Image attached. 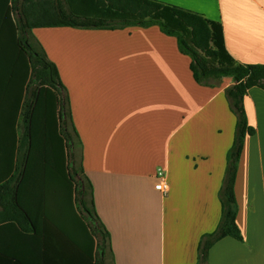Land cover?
<instances>
[{
  "label": "crops",
  "instance_id": "crops-1",
  "mask_svg": "<svg viewBox=\"0 0 264 264\" xmlns=\"http://www.w3.org/2000/svg\"><path fill=\"white\" fill-rule=\"evenodd\" d=\"M158 1L219 22L237 62L264 65V0ZM33 31L56 38L49 46L33 34L66 88L116 264H198L202 237L221 220L237 121L225 94L233 79L197 83L191 58L158 27ZM244 108L255 134L245 139L235 185L243 240L217 242L206 264H264V90L250 89ZM159 170L166 192L156 189ZM16 201L34 232L0 225L1 255L21 264H95L96 241L75 205L57 100L47 86L33 108Z\"/></svg>",
  "mask_w": 264,
  "mask_h": 264
},
{
  "label": "trees",
  "instance_id": "trees-1",
  "mask_svg": "<svg viewBox=\"0 0 264 264\" xmlns=\"http://www.w3.org/2000/svg\"><path fill=\"white\" fill-rule=\"evenodd\" d=\"M158 27L177 40L182 54L191 58L197 83L232 78L225 91L236 116L233 146L220 192L221 220L217 230L199 244V263L206 264L210 249L226 237L243 240L237 225L235 185L247 136L255 134L248 123L244 99L249 90H264V65L237 62L225 46L223 26L197 12L158 0H0V225L14 222L33 233L26 212L17 204V187L23 177L30 147V124L40 87L56 96L60 134L67 152V173L74 184V201L81 219L96 241L95 264H116L111 235L96 211L94 187L82 164V145L72 122L71 108L59 69L33 35V30L77 28L117 30ZM0 264H21L0 254Z\"/></svg>",
  "mask_w": 264,
  "mask_h": 264
},
{
  "label": "rangeland",
  "instance_id": "rangeland-1",
  "mask_svg": "<svg viewBox=\"0 0 264 264\" xmlns=\"http://www.w3.org/2000/svg\"><path fill=\"white\" fill-rule=\"evenodd\" d=\"M43 32H45V31H33V34L35 35V37H37L38 39H42L43 41H45V43H47V45H51V43H52V40L53 39H56L55 37H53V35H51V36H46V35H44L43 34ZM50 131H51V134H52V139L56 142L57 140H55V139H57V137H55L54 135H55V124H54V122L53 121H51V123H50ZM56 144V143H55ZM54 144V145H55ZM60 159H61V157H60ZM59 172H60V174H62V176H63V171H62V168H61V166H60V164H59ZM62 176H59L60 178H62ZM59 181V180H58Z\"/></svg>",
  "mask_w": 264,
  "mask_h": 264
},
{
  "label": "built area",
  "instance_id": "built-area-1",
  "mask_svg": "<svg viewBox=\"0 0 264 264\" xmlns=\"http://www.w3.org/2000/svg\"><path fill=\"white\" fill-rule=\"evenodd\" d=\"M158 178L160 180L159 184L156 185V189L166 192L169 189L168 182H167V176L163 170H159L158 172Z\"/></svg>",
  "mask_w": 264,
  "mask_h": 264
}]
</instances>
